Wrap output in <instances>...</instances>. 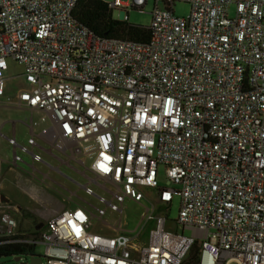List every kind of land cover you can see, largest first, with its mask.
I'll return each mask as SVG.
<instances>
[{"label": "built area", "instance_id": "2783aa9c", "mask_svg": "<svg viewBox=\"0 0 264 264\" xmlns=\"http://www.w3.org/2000/svg\"><path fill=\"white\" fill-rule=\"evenodd\" d=\"M78 2L0 0V96L10 60L25 86L13 104L49 120L25 144L7 138L12 164L44 163V144L84 167L99 218L127 199L142 206L146 188L165 208L177 197L174 223L193 235L167 230L154 206L145 244L135 230L94 233L75 206L28 236L0 197V247L20 259L43 245V264H184L197 243L198 264H264V0H155L147 41L96 36L74 17ZM105 4L128 14L147 0Z\"/></svg>", "mask_w": 264, "mask_h": 264}, {"label": "rangeland", "instance_id": "374dc122", "mask_svg": "<svg viewBox=\"0 0 264 264\" xmlns=\"http://www.w3.org/2000/svg\"><path fill=\"white\" fill-rule=\"evenodd\" d=\"M104 3L112 0H101ZM155 0H147L142 10H130L125 14L121 10H112L111 17L114 20H124L129 24L146 27L150 22L149 12ZM129 3L130 0H121ZM174 15L186 17L189 6L186 3L177 2L174 6ZM229 16L233 17V7L229 8ZM22 68L8 60L4 76V93L0 96V182L2 193L8 195V210L17 223V232L28 236L42 238L48 232L49 221L63 210L75 206L83 207L90 215V231L103 235H113L118 229L140 232L138 243L145 244L150 231L155 227V220L140 224L145 209L154 206L155 215L166 216V229L182 234L185 237L193 235L191 230H181L174 221L177 218L179 199L174 197L170 205L165 208L153 197L154 191L143 188L145 198L142 206L127 199L123 203L122 214L106 211L102 218L96 215V208H103L94 197L86 196L82 185L88 182V173L72 159L60 154L55 156L44 155L45 164H34L28 156L21 155L25 163L12 164V149L7 142L8 137L14 135L16 141L25 144L31 133L37 135L44 131L49 120L41 113L30 111L25 107L13 104L18 90L23 89L24 82L19 75ZM88 164V161H86ZM159 186H164L163 177L158 178ZM91 188L98 195L102 192L98 187ZM0 192V194H2ZM105 198L108 196L103 195ZM37 226H39L37 228ZM41 264L44 263V246L35 248ZM29 256H21L19 261H14V256H0V264H29Z\"/></svg>", "mask_w": 264, "mask_h": 264}, {"label": "trees", "instance_id": "16d2710c", "mask_svg": "<svg viewBox=\"0 0 264 264\" xmlns=\"http://www.w3.org/2000/svg\"><path fill=\"white\" fill-rule=\"evenodd\" d=\"M112 10L101 0H79L74 17L96 36H105L117 40L147 41L148 32L143 26L129 24L124 20H114ZM20 248L9 246L0 247V256H18ZM29 253L33 251L28 248ZM199 244L195 243L186 256L184 264H198Z\"/></svg>", "mask_w": 264, "mask_h": 264}, {"label": "crops", "instance_id": "0c3cea01", "mask_svg": "<svg viewBox=\"0 0 264 264\" xmlns=\"http://www.w3.org/2000/svg\"><path fill=\"white\" fill-rule=\"evenodd\" d=\"M41 147H42V150L38 151L40 153V155L42 156V159L44 161V163H40V164H45V159H44V155H50V156H55V154H58V153H55L54 151L50 150L47 146H45L44 144H40ZM1 181V180H0ZM2 191V187H1V182H0V192ZM2 193V192H1ZM0 197L2 198H5L8 202V195L7 194H0Z\"/></svg>", "mask_w": 264, "mask_h": 264}, {"label": "water", "instance_id": "95a60500", "mask_svg": "<svg viewBox=\"0 0 264 264\" xmlns=\"http://www.w3.org/2000/svg\"><path fill=\"white\" fill-rule=\"evenodd\" d=\"M39 226H37L38 228ZM14 261H19V257H14ZM41 261H40V258H38L37 256L36 257H30V262L29 264H40Z\"/></svg>", "mask_w": 264, "mask_h": 264}]
</instances>
